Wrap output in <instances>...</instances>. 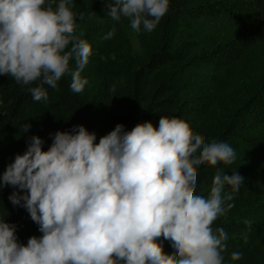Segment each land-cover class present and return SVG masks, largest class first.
<instances>
[{
  "label": "clouds",
  "instance_id": "clouds-1",
  "mask_svg": "<svg viewBox=\"0 0 264 264\" xmlns=\"http://www.w3.org/2000/svg\"><path fill=\"white\" fill-rule=\"evenodd\" d=\"M72 3L0 0V75L22 86L35 83L28 88L34 101L46 102L44 86L56 89L64 75H70L73 93L88 83L81 72L92 49L75 33ZM106 4L113 21L124 17L134 31L150 33L168 13L170 0ZM115 32L113 25L103 39ZM30 127L26 123L24 132ZM49 136L47 150L43 138L28 137L23 154L0 173V189H13L8 200L24 208L42 234L24 244L17 225L0 220V264H224L228 235L212 224L233 207L225 201L233 199L244 177L216 168L208 196L195 189L201 165L233 162L235 151L227 142H205L188 122L166 116L158 126L145 121L131 130L118 123L98 142L83 124ZM241 256L231 253L232 260Z\"/></svg>",
  "mask_w": 264,
  "mask_h": 264
},
{
  "label": "trees",
  "instance_id": "trees-1",
  "mask_svg": "<svg viewBox=\"0 0 264 264\" xmlns=\"http://www.w3.org/2000/svg\"><path fill=\"white\" fill-rule=\"evenodd\" d=\"M71 10L75 33L92 49L81 72L88 83L73 93L71 77L64 75L56 89L44 86L45 102L32 99L28 88L35 83L22 86L0 75V173L23 154L32 135L43 138L47 150L49 133L73 125L94 131L98 142L118 123L131 130L145 121L158 126L161 116L178 117L205 142L224 141L235 151L231 164L197 169L196 194L208 196L216 168L244 177L233 199L225 201L233 207L212 224L228 235L224 264H264V0H170L168 13L150 33L134 31L124 17L113 21L106 0H73ZM201 21H222L230 34L215 43L186 34ZM113 25L114 36L103 39ZM26 123L31 127L24 132ZM12 191L0 189V220L16 224L18 241L26 244L42 234L27 211L8 200ZM163 251L170 252L166 241ZM236 251L242 256L232 260Z\"/></svg>",
  "mask_w": 264,
  "mask_h": 264
},
{
  "label": "rangeland",
  "instance_id": "rangeland-1",
  "mask_svg": "<svg viewBox=\"0 0 264 264\" xmlns=\"http://www.w3.org/2000/svg\"><path fill=\"white\" fill-rule=\"evenodd\" d=\"M129 26V24H128ZM186 34L196 40L206 43H215L224 40L230 34V28L222 21H201L193 24L186 30ZM264 135V129L260 130ZM238 160H242L241 157Z\"/></svg>",
  "mask_w": 264,
  "mask_h": 264
}]
</instances>
